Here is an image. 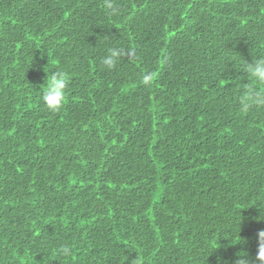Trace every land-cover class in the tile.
I'll return each instance as SVG.
<instances>
[{
  "label": "trees",
  "instance_id": "trees-1",
  "mask_svg": "<svg viewBox=\"0 0 264 264\" xmlns=\"http://www.w3.org/2000/svg\"><path fill=\"white\" fill-rule=\"evenodd\" d=\"M0 264H264V0H0Z\"/></svg>",
  "mask_w": 264,
  "mask_h": 264
}]
</instances>
